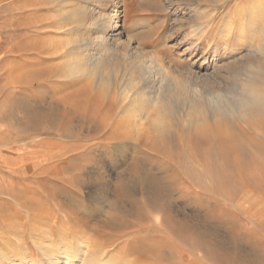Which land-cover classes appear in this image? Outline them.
I'll return each instance as SVG.
<instances>
[{
  "label": "rangeland",
  "instance_id": "374dc122",
  "mask_svg": "<svg viewBox=\"0 0 264 264\" xmlns=\"http://www.w3.org/2000/svg\"><path fill=\"white\" fill-rule=\"evenodd\" d=\"M262 7L118 0L121 40L132 48L114 53L116 73L96 90L97 75L82 78L95 108L74 115V81H20L80 58L58 29L63 10L53 0H0V264H47L62 251L74 264H264V101L241 107L250 89L264 97L252 68L264 63L252 28L264 23ZM96 9L88 4L89 15ZM32 23L43 26L35 35ZM34 40L41 55L28 65ZM152 59L184 88L173 112L136 98L140 87L154 93L139 69L161 81ZM131 98L134 121L118 110ZM18 167L46 171L26 177Z\"/></svg>",
  "mask_w": 264,
  "mask_h": 264
},
{
  "label": "bare ground",
  "instance_id": "6f19581e",
  "mask_svg": "<svg viewBox=\"0 0 264 264\" xmlns=\"http://www.w3.org/2000/svg\"><path fill=\"white\" fill-rule=\"evenodd\" d=\"M53 1L55 3L57 2L58 6H60L61 9L63 10V15L57 21V25H58V29H61V26L66 27V30L64 31V35H66L65 43H66L67 47H69V49L67 51L69 53H71L72 55H80V58L73 64L69 63L70 60H67V62L65 64H69V66L68 67L66 66L64 69H60V66L56 65V67L52 66L49 70H47V69L42 70L40 68L41 70H39V71L37 70V72L35 70V72H33V73H25L24 75L21 76L22 78H20L21 79L20 81L23 83L24 86H29V87L30 86L34 87L36 85L41 86L43 82H48V81H53V80H55L58 83H60V82L63 83V81H67V82L71 83L72 81H74L76 83L75 84L76 88L77 87L79 88V89H77L75 94H73L70 98V102H71L70 106H72L73 108H76V110H77L74 115L79 114L78 111H80V108H83V106L85 107V103H89V102H90V105L87 104V106L89 105V108H91L90 110L93 111V107L95 106L93 104L95 95L93 94L92 88L90 87V85H89V88H87V90L81 91L82 90L81 87H84V86H82L83 85L82 78H84V76L89 75V74L97 75L98 78L95 76L96 77L95 78L96 85L94 87V89H95L97 87L98 83L101 81L102 76L105 73H108L110 71L112 74L116 73L115 69H114L115 59L114 60L112 59V56L114 55V53L119 51L121 49L120 48L121 46L127 47V48H132L130 46V42H131L130 40L125 41L126 43H122V40H121L122 26L120 25V14H119V9H118V0H53ZM91 3H94L96 8L98 9L97 13L94 14L93 16L89 15V13H88V11H89L88 10V4H91ZM257 13H260V10H258ZM252 25H253L252 26L253 30L261 37L262 41L264 42V23H262L261 25H259V24H252ZM31 26L33 27L32 28L33 34L35 31L38 32L37 30H40L43 27L42 25H39L38 23H32ZM44 26H46V25H44ZM47 28L51 29L52 27L47 26ZM44 30H45V27H44ZM88 30H90L89 33H87ZM222 33H224V32H222ZM38 35H39V33H38ZM32 38H33V36H32ZM131 40H133V39H131ZM37 45H38V43L36 41L32 42L31 44L25 45V50H24L25 52L24 53L26 55L25 56L23 55V57L30 56V58H27V60L30 59V62L29 63L27 62L28 65L35 64L34 61L31 62V59L34 60L35 57L38 58V56L41 55V53H38V50L36 49ZM31 49H33V50L30 51ZM124 50H125V48H124ZM128 51H129L128 53L131 52L130 50H128ZM132 52H133V50H132ZM123 53H125V52H123ZM263 53H264V51H263ZM54 54L56 55V53H54ZM58 55H59V53L57 54V56ZM39 60H42V59H39ZM156 60H153V63H154V66L156 67V69L159 71L160 75L162 76V77L161 76L159 77V78H161L160 82L158 80H154L155 78H154V75H153L151 68H143L142 67L141 69H139V67L136 66V64H132V66H133V67L131 66L132 68H134L136 66L135 69L136 68L139 69L138 71H139L140 76L146 80V86L149 87L150 90H154V93L149 94V92H145L142 89V87H140L138 89V92L136 93V98H138L139 102L142 104H146L148 102H151L152 105L163 107L165 111L173 112L172 111L173 110L172 103L176 99V96L177 95L179 96V94H181L183 92L182 90L184 88L183 89L181 88V85H180L179 81L176 79V77L172 78L171 76H167L169 74V73L167 74L168 70L165 71V68H163L164 66L162 67L159 64V62ZM127 61H128V57H127ZM259 62L256 63L257 64L256 67H254V66L252 67L253 64L251 65V67L255 69V72L258 74L257 75L258 78L259 77L263 78L264 77V63L260 64ZM140 64L142 65V61ZM254 65H255V63H254ZM154 66H152V67H154ZM108 67L109 68L111 67L112 70L108 69ZM85 68L89 69L87 74H84V73H86V72H84ZM23 69L25 70L26 68H23ZM153 69H155V68H153ZM29 71H31V70H29ZM130 71H131V73H130L131 82L134 83L135 82L134 72L137 70H133V71L130 70ZM50 74H51V76H50ZM109 77H108V79H109ZM112 81L113 80H111V82ZM261 82H262V84H264V80ZM163 83H165L164 89L167 86V90H168L167 93H169V94L166 93L167 96L162 95L163 92L160 93L163 89L161 87L163 85ZM135 86H136V84H135ZM160 88H162V89L160 90ZM83 93L86 95V97H87L86 99H84ZM248 93H249L248 94L249 96L243 97L241 100V107L243 110L247 109L250 105H252L253 103H255L257 101H264L263 95L258 90L250 89ZM152 94H154V96ZM88 98H89V100H88ZM177 99H179V98H177ZM120 104L121 105L118 107V110L121 112V114H123L122 118L125 117L126 119L131 120V119H133V117L138 115L137 114L138 112H137V110H135V107H134L135 106V99L131 98L130 101H124L122 103L120 101ZM92 105H93V107H92ZM142 108H144V107L142 106ZM142 108L140 107V110ZM90 110H87V112ZM104 112L101 116L102 119L104 117H106V114H104ZM68 113L70 115L72 114V112H68ZM95 113H96V111H95ZM84 119H85V117H84ZM133 121H134V119H133ZM37 170L38 169H35V168H26V169L24 168V169H22V168L18 167L16 170H14V172L17 175L29 177L35 173L39 174L43 171L45 172L46 168L40 169L39 171H37ZM33 179H35V178H33ZM40 180H42V179H40ZM17 205H18V203H17ZM19 207H20V205H19ZM41 244H43V243L41 242ZM41 244L38 242L34 243L35 246H39ZM76 249L78 250V247ZM64 251H65V249H64ZM79 252H81V251H79ZM74 261H76V260H73L72 258L67 256L65 254V252L63 253V251H62L61 255H59L57 257L55 255H52V254H47V260H46L47 264H74L75 263ZM81 261L79 260V263ZM5 263H6V261H5ZM16 264H19V263H16ZM80 264H84V263L81 262Z\"/></svg>",
  "mask_w": 264,
  "mask_h": 264
}]
</instances>
